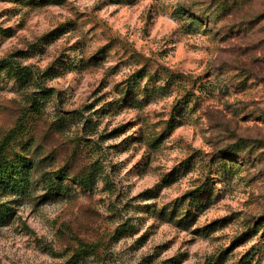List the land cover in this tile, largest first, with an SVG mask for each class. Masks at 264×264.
<instances>
[{
  "label": "rangeland",
  "instance_id": "rangeland-1",
  "mask_svg": "<svg viewBox=\"0 0 264 264\" xmlns=\"http://www.w3.org/2000/svg\"><path fill=\"white\" fill-rule=\"evenodd\" d=\"M2 59L0 264H264V0H0Z\"/></svg>",
  "mask_w": 264,
  "mask_h": 264
},
{
  "label": "trees",
  "instance_id": "trees-1",
  "mask_svg": "<svg viewBox=\"0 0 264 264\" xmlns=\"http://www.w3.org/2000/svg\"><path fill=\"white\" fill-rule=\"evenodd\" d=\"M10 63L12 66H14V63L8 59H2L0 60V64H6ZM17 70V74L21 76V78L26 77L28 74L26 73V68L25 67H15ZM11 171V168L9 167L8 164L1 162L0 161V180L4 178L5 175L9 174ZM93 180V176L90 175L84 179L81 180V184L85 186L86 188L90 187L91 181ZM56 189V188H55ZM58 191H61V188H58ZM0 208H5L2 204H0ZM89 245L84 246L83 249L78 250L77 253L73 256L71 260H69L68 264H78L81 259H82V253L86 252L89 249Z\"/></svg>",
  "mask_w": 264,
  "mask_h": 264
},
{
  "label": "clouds",
  "instance_id": "clouds-1",
  "mask_svg": "<svg viewBox=\"0 0 264 264\" xmlns=\"http://www.w3.org/2000/svg\"><path fill=\"white\" fill-rule=\"evenodd\" d=\"M145 83H147V81H145ZM153 107H156V106L153 105ZM113 127H115V124L113 125ZM102 130H103V125L101 126V131H102ZM92 138H93V139H96V137H92ZM121 139H123V137H121ZM114 143H119V140H108V141H106V142L104 143L103 147L107 148V146H108L109 144H114ZM126 158H127L126 156H121L119 159H120V160H124V159H126ZM137 159H138V157H137ZM132 163H135V161H133ZM129 167H131V165H129ZM137 191H139V190H137ZM133 195H135V192L133 193ZM208 251L211 252L212 249L209 248Z\"/></svg>",
  "mask_w": 264,
  "mask_h": 264
}]
</instances>
